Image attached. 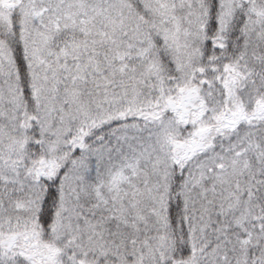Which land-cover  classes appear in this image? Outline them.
Wrapping results in <instances>:
<instances>
[{
    "label": "snow or ice",
    "instance_id": "1",
    "mask_svg": "<svg viewBox=\"0 0 264 264\" xmlns=\"http://www.w3.org/2000/svg\"><path fill=\"white\" fill-rule=\"evenodd\" d=\"M0 264H264V0H0Z\"/></svg>",
    "mask_w": 264,
    "mask_h": 264
}]
</instances>
